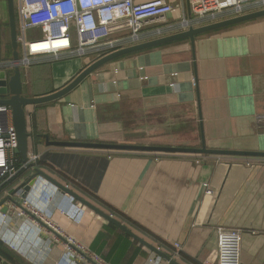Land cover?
Listing matches in <instances>:
<instances>
[{
  "label": "crops",
  "instance_id": "crops-1",
  "mask_svg": "<svg viewBox=\"0 0 264 264\" xmlns=\"http://www.w3.org/2000/svg\"><path fill=\"white\" fill-rule=\"evenodd\" d=\"M182 4L188 12L187 0ZM180 17L177 11L169 19ZM7 25L8 2L0 0V59L5 60L13 59ZM90 61L46 56L22 66L23 93L36 97L57 91ZM10 70L0 69V75ZM27 123L29 156L38 159L7 185L5 196L30 183V175L40 169L180 264H217L220 226L242 230L243 264H264V156L55 146L42 136L201 147L203 129L210 149L264 153V17L199 35L194 51L184 39L115 59L61 98L28 106ZM32 181L23 193L38 202L51 188L46 207L52 218L109 263L169 264L44 175ZM205 182L213 194L205 192ZM23 193L15 196L19 204ZM19 204L11 203L8 213L0 210L6 227L0 236L2 260L32 264L26 255L38 252L37 264L61 262L62 245L54 244L53 235L29 215L19 217ZM26 233L32 249L23 245Z\"/></svg>",
  "mask_w": 264,
  "mask_h": 264
},
{
  "label": "built area",
  "instance_id": "built-area-1",
  "mask_svg": "<svg viewBox=\"0 0 264 264\" xmlns=\"http://www.w3.org/2000/svg\"><path fill=\"white\" fill-rule=\"evenodd\" d=\"M189 11L180 1L172 0H15L18 29L19 59H0V69L39 63L43 57H86L94 62L112 52L157 39L166 35L200 27L224 18L264 9V0H187ZM179 11L181 17L170 20ZM123 26L127 32H122ZM44 30L42 37L28 40L30 29ZM18 136L13 120V108L0 105V188L10 184L33 168L38 157L28 161L18 157ZM207 194L214 190L203 184ZM51 189V188H50ZM43 190L38 202L23 193L21 218L30 216L38 227H44L53 242L62 245L70 264H111L87 244L66 231L51 216L47 205L53 193ZM6 216V214H4ZM40 229V228H38ZM242 230L217 228V264L242 263ZM176 255L181 245L175 244ZM208 264V263H207Z\"/></svg>",
  "mask_w": 264,
  "mask_h": 264
},
{
  "label": "water",
  "instance_id": "water-1",
  "mask_svg": "<svg viewBox=\"0 0 264 264\" xmlns=\"http://www.w3.org/2000/svg\"><path fill=\"white\" fill-rule=\"evenodd\" d=\"M9 9V27H10V39L13 48V59L18 60L19 55V45H18V29H17V17L15 9V0H7ZM264 17V9L245 13L243 15L226 18L219 20L210 24H206L200 27H192L188 30L177 32L171 35H166L157 39H153L147 42H143L134 46H130L115 52H112L100 59H97L90 65H88L81 73H79L69 84L65 87L54 91L50 94L36 97L25 96L22 71L20 65L16 64L14 66L13 72L7 76L0 75V105H9L13 108V120L18 136V153L22 156L24 161L29 160V141L31 134L28 131L27 123V107L30 105H38L42 103H47L58 98H61L69 91L77 87L87 76L102 67L103 65L112 62L120 57L148 50L151 48L166 45L172 42L181 41L184 39H189L193 51L195 49L196 37L205 33L220 30L235 24L243 23L246 21L254 20L257 18ZM1 51V50H0ZM1 56V55H0ZM203 128V127H202ZM46 139L47 145L55 146H67V147H84V148H97L106 150H116V151H151V152H163V153H184V154H216V155H242V156H264L263 152H249V151H232V150H218L210 149L206 145L204 132L202 129V146L201 147H186V146H162V145H144V144H129V143H107V142H86V141H62V140H51L49 135H42ZM44 175L47 179L51 180L59 189L70 194L76 200L80 201L82 204L88 206L94 210L97 214L101 215L108 221L115 224L117 227L122 229L128 235L132 236L134 239L138 240L143 245L147 246L149 249L154 251L156 254L165 258L169 264H180L174 257L168 255L164 251L160 250L157 246L149 243L147 240L136 234L131 228H129L122 221L113 217L111 214L106 213L101 208L92 204L91 202L80 197L75 191L67 187L66 185L56 181L50 175L45 173L40 169L30 175V183L22 184L16 189L11 190L1 201L0 210L3 213H8L10 209V204H19L16 200V195L21 193L25 188V191L30 190V184L33 183V178L38 175ZM49 236L47 235V238ZM55 244V243H54ZM0 262L3 264H10L3 261L0 256Z\"/></svg>",
  "mask_w": 264,
  "mask_h": 264
},
{
  "label": "rangeland",
  "instance_id": "rangeland-1",
  "mask_svg": "<svg viewBox=\"0 0 264 264\" xmlns=\"http://www.w3.org/2000/svg\"><path fill=\"white\" fill-rule=\"evenodd\" d=\"M124 30L122 31V32H127L128 30H127V28L125 27V26H123L122 27ZM5 31H6V35H7V44H11V42H10V29H9V25H7V27L5 28ZM43 33H44V30H42L41 28H34V29H30V30H28L27 31V33H26V37H27V39L28 40H31V39H33V38H35V37H42V35H43ZM19 51H21V46L19 47ZM13 69L14 68H11V70H10V73H12L13 72ZM201 146V145H200ZM9 192H7V194H8ZM5 194L6 193H3V192H0V200L5 196ZM12 221H13V219H12ZM1 224H2V222L0 223V236L2 237V234H3V231H4V228H6V227H3V226H1ZM30 229L28 228V230L26 231V232H28ZM24 246L26 245V246H28V244H30L29 246L31 247V249H32V244H31V241H30V239H29V237L27 236V233H26V236H24ZM34 254H35V256L33 257L32 256V254H29L28 256L26 255V257L28 258V260H30V261H32V264H37L38 262L36 261V259H38V258H36V257H40L39 256V254H38V252H34ZM60 257H62V261L60 262V261H58V263L57 264H70V263H68V261L66 260V258H65V256H64V252H63V254H61V256ZM37 262V263H36Z\"/></svg>",
  "mask_w": 264,
  "mask_h": 264
},
{
  "label": "trees",
  "instance_id": "trees-1",
  "mask_svg": "<svg viewBox=\"0 0 264 264\" xmlns=\"http://www.w3.org/2000/svg\"><path fill=\"white\" fill-rule=\"evenodd\" d=\"M18 157H19L21 160H23V158H22V156H21L20 154H18ZM21 175H22V174H21ZM17 178H18V177H17ZM17 178H16V179H17ZM16 179H15V180H16ZM12 182H13V181H12ZM6 187H7V185H5L4 187H1V188H0V192H2Z\"/></svg>",
  "mask_w": 264,
  "mask_h": 264
}]
</instances>
